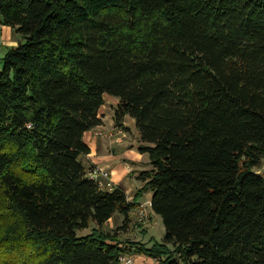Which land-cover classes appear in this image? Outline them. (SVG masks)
Here are the masks:
<instances>
[{
	"label": "trees",
	"instance_id": "trees-1",
	"mask_svg": "<svg viewBox=\"0 0 264 264\" xmlns=\"http://www.w3.org/2000/svg\"><path fill=\"white\" fill-rule=\"evenodd\" d=\"M0 26V264H264V0H0ZM105 97L152 167L131 202L82 162ZM146 192L163 243L122 245Z\"/></svg>",
	"mask_w": 264,
	"mask_h": 264
},
{
	"label": "rangeland",
	"instance_id": "rangeland-1",
	"mask_svg": "<svg viewBox=\"0 0 264 264\" xmlns=\"http://www.w3.org/2000/svg\"><path fill=\"white\" fill-rule=\"evenodd\" d=\"M20 37L15 35L9 27L0 26V68L1 63L9 49L18 46ZM118 105V100L112 97H105V106L101 109V118H103V127L94 129L85 136V141L89 145L94 144V147L98 144L99 151L102 153V146L107 149V155L112 157L111 160L115 161L116 165H110L108 169H102L107 172L111 177V182L114 187H122L130 200L134 199V196L138 191L142 189L144 184L138 179L141 172L150 171V161L146 157L142 158V154L139 153V136L135 130V126L132 125V121L127 118L124 121V126L128 131H124L118 128L114 122V113ZM132 129H131V128ZM114 148V151L112 150ZM118 148V149H116ZM124 154V155H123ZM93 155L94 154L93 152ZM149 158L147 154H144ZM103 156L98 154L97 157ZM91 157V156H90ZM90 157L82 158V162L89 168L92 164L88 160ZM105 160V159H99ZM108 161V160H107ZM97 168V167H96ZM255 173L264 179V158L261 160V164L258 168L254 169ZM114 180H117L116 183ZM147 193V192H146ZM144 193V194H146ZM143 194V195H144ZM147 196V194H146ZM145 196V197H146ZM137 202H142V205L147 212V218L139 223L135 214L131 213L130 217L132 223L130 228L123 233H120L118 240L122 245L142 244L150 248L155 243H163L165 237V227L161 217L154 215L151 220V204L148 199L139 197ZM121 216L116 214L106 225L104 230L109 233H114L121 227ZM86 233H89L86 232ZM173 250V247H170ZM131 259L130 264H158L156 259L146 256L144 254H132L127 257ZM122 264H127L122 262Z\"/></svg>",
	"mask_w": 264,
	"mask_h": 264
},
{
	"label": "crops",
	"instance_id": "crops-1",
	"mask_svg": "<svg viewBox=\"0 0 264 264\" xmlns=\"http://www.w3.org/2000/svg\"><path fill=\"white\" fill-rule=\"evenodd\" d=\"M100 116H101V112H100ZM127 119V118H126ZM102 120H104L103 118H102ZM132 122L131 123H133L132 125H134V120H132V119H130ZM101 127H103V126H101ZM131 128V127H130ZM132 129V128H131ZM90 133V132H89ZM88 134V133H87ZM86 134V135H87ZM86 142V141H85ZM87 143V142H86ZM89 148H90V150H91V154L88 156V157H90L88 160L90 161V163L93 165V166H95V167H99V168H102V169H108L107 167H109L110 165H112V166H115L116 165V163H115V161L113 160H111V158L112 157H110V156H108L107 155V151H109L107 148V146H106V148L104 149L103 148V146H102V153L99 151V147H98V144L96 145V147H94V144L93 143H90L89 145ZM116 149H118V148H116ZM113 151H114V148L112 149ZM138 150V149H137ZM93 152H94V154H96V155H93ZM98 154H102L103 156H99V157H97L98 156ZM124 155V154H123ZM146 157V159L147 160H149V158L147 157V156H145V155H142V158H144V157ZM99 159H105V160H99ZM108 160V161H107ZM115 182L117 181V180H114ZM116 183H118V182H116ZM146 194H147V196H146ZM146 194H144L143 195V197L142 198H144V199H148L149 201H150V204H151V200H152V194L151 193H146ZM146 196V197H145ZM129 199V201L131 202L132 200H130V198H128ZM142 202H137L136 201V204L137 205H139V204H141ZM151 220H152V217H156V216H154L155 214L153 213V211H152V209H151ZM121 223H123V218L121 217ZM133 263V262H132Z\"/></svg>",
	"mask_w": 264,
	"mask_h": 264
},
{
	"label": "built area",
	"instance_id": "built-area-1",
	"mask_svg": "<svg viewBox=\"0 0 264 264\" xmlns=\"http://www.w3.org/2000/svg\"><path fill=\"white\" fill-rule=\"evenodd\" d=\"M89 176L90 178L95 180L97 183H99L101 188L108 189L110 191L113 190L114 186L111 182V177L108 175L107 172L103 171L102 169L95 168L91 170L89 173ZM132 213L135 214L139 223H142L147 218L146 209L140 204L134 208ZM120 260L122 262H126L127 264H130L132 262L131 259H128L127 257H123Z\"/></svg>",
	"mask_w": 264,
	"mask_h": 264
}]
</instances>
